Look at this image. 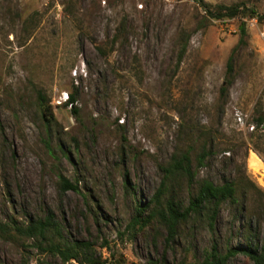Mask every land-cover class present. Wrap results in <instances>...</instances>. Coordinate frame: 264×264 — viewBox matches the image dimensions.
<instances>
[{
	"label": "rangeland",
	"instance_id": "obj_1",
	"mask_svg": "<svg viewBox=\"0 0 264 264\" xmlns=\"http://www.w3.org/2000/svg\"><path fill=\"white\" fill-rule=\"evenodd\" d=\"M200 1L0 0L1 223L51 212L64 240L104 264L264 253V0ZM220 7L239 13L207 14ZM181 154L192 181L169 183L162 207H186L203 181L234 183L235 202L212 229L194 216L166 243L154 221L131 223ZM60 177L78 192L61 193ZM32 243L0 239V264H61ZM227 264L254 263L238 253Z\"/></svg>",
	"mask_w": 264,
	"mask_h": 264
},
{
	"label": "trees",
	"instance_id": "obj_2",
	"mask_svg": "<svg viewBox=\"0 0 264 264\" xmlns=\"http://www.w3.org/2000/svg\"><path fill=\"white\" fill-rule=\"evenodd\" d=\"M196 3L203 6L200 0ZM216 15L207 11L209 16L216 19L234 18L239 11L236 8L220 7L216 11ZM254 17L250 15L249 18ZM244 34V28L240 30ZM184 50V48H183ZM182 53H180V56ZM231 58L228 60L226 69L227 73L232 70ZM227 85L229 81H226ZM222 93L224 88L221 89ZM74 99L72 96L67 98L65 103L71 107V113L76 116V108H73ZM42 117L48 123L53 120L50 108L41 111ZM190 159L188 155L181 154L177 158H172L167 167L163 168V177L153 197L143 207L135 208V217L132 219L131 228H142L148 226L151 222H155L167 231L165 242H171L177 233L178 225L185 223L194 216L201 218L206 216L208 226L210 229L218 214L219 207L225 202H235V184L232 182H225L221 186H216L209 181H203L197 188V192L189 201L186 207L167 200L162 207L161 201L168 193V185L177 177L184 178L188 184L192 181V170L190 166ZM61 193L78 192L76 183L70 182L67 179L60 177L59 181ZM148 213L143 216L145 212ZM0 239L12 240H29L32 246L37 248L40 252L57 255L61 264L74 261L76 264H104L99 258L93 257L92 248L89 243L76 240H64L61 235V226L57 223L51 212H48L44 217L35 220H28L26 225H17L15 222L1 223L0 222ZM238 253L245 254L254 264H264V253L255 255L250 250H243L236 248L227 250L226 253L221 254L215 246L205 254L199 264H227L228 261L235 257Z\"/></svg>",
	"mask_w": 264,
	"mask_h": 264
},
{
	"label": "built area",
	"instance_id": "obj_3",
	"mask_svg": "<svg viewBox=\"0 0 264 264\" xmlns=\"http://www.w3.org/2000/svg\"><path fill=\"white\" fill-rule=\"evenodd\" d=\"M244 22L249 24L250 27H254L256 25V18H251V19L244 21ZM262 36H264V35H262Z\"/></svg>",
	"mask_w": 264,
	"mask_h": 264
},
{
	"label": "bare ground",
	"instance_id": "obj_4",
	"mask_svg": "<svg viewBox=\"0 0 264 264\" xmlns=\"http://www.w3.org/2000/svg\"><path fill=\"white\" fill-rule=\"evenodd\" d=\"M254 162V161H253ZM255 165H257V167H259V165L257 164V162L256 163H254ZM261 166V165H260Z\"/></svg>",
	"mask_w": 264,
	"mask_h": 264
}]
</instances>
